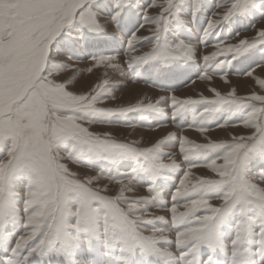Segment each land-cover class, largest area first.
I'll return each mask as SVG.
<instances>
[{
	"label": "snow or ice",
	"instance_id": "1",
	"mask_svg": "<svg viewBox=\"0 0 264 264\" xmlns=\"http://www.w3.org/2000/svg\"><path fill=\"white\" fill-rule=\"evenodd\" d=\"M209 7L201 43L215 51L202 57L200 78L227 85L236 67L264 92L252 66L264 57V28L251 40L239 39V29L221 35L264 21V0H0V264H264V95L209 88L214 99L171 94L114 109L98 106L115 99L107 80L77 94L58 79L89 62L155 76L160 91L174 93L199 67L185 33ZM189 108L185 131L203 143L170 134L140 147L92 130L136 128L133 114L177 121ZM231 128L249 134L215 142L207 135ZM173 141L183 166L164 162ZM70 164L96 174L81 176ZM141 181L151 198L130 199ZM159 181L174 187L170 200Z\"/></svg>",
	"mask_w": 264,
	"mask_h": 264
},
{
	"label": "rangeland",
	"instance_id": "2",
	"mask_svg": "<svg viewBox=\"0 0 264 264\" xmlns=\"http://www.w3.org/2000/svg\"><path fill=\"white\" fill-rule=\"evenodd\" d=\"M145 4L148 3V0H143ZM157 2H163V0H157ZM212 0H209V5H211ZM211 7L207 10V12L202 15L199 19L198 24H194L191 26V31L188 33H185L186 42L190 43L191 46L197 49V55H196V61L199 63V67H196V65H193L188 74L183 77L179 81L180 86L175 89L174 93L169 92H162L159 90L160 87V81L155 76H132L128 74H122L127 73V68L122 69H109L105 70V68H94L93 65L89 62H83L79 65H70L71 68L75 69L74 72H64L62 75L58 78L61 81H71L69 84V90L73 91L77 94H87L91 91L93 87H95L97 84L103 83L105 80L109 82L111 85H115L117 87L114 88L113 94L115 96V99H110L106 105H98L99 107H108V108H121V107H129L134 104L140 103L141 101L147 105L148 103H155L156 100H158L161 96H168L171 94H175L180 99H186L191 98L192 99H198L201 95L207 99H214L212 94L208 91L209 88H214L217 92H219L222 96L227 95V93L235 89L237 96L243 97L248 96L253 93L264 95V92H262L259 87L257 86L256 82L251 80L250 84H248L246 87H240V82L244 79V73L242 69L233 67L232 69H228V79L230 81L229 84H224L223 81H221L217 76L210 77V82L204 81L200 78L202 75L201 69L203 68V61L202 57L207 54H211V52L215 51L210 45L207 47H204L201 43V35H202V29L206 27V22L210 21L212 19L211 15ZM149 15H158V11L153 9L151 12H149ZM264 28V21H261L257 19L254 24V28L252 30L248 29V22L245 21L243 24L236 25L231 30H224L221 35L228 36L231 34V32H234L236 29L240 30V36L239 39H247L251 40L252 36L255 34L256 30H260ZM140 36H148L149 33L147 31H142L139 33ZM231 43H237L238 41L233 39L230 41ZM148 51V46L145 45L141 52ZM137 55H140L141 53H136ZM260 63H264V57H261L260 55L255 56V60L253 63V67H256V72L260 71L264 68H260L257 65ZM91 69V71H89ZM255 74V73H254ZM257 76V75H256ZM258 78L264 79V75H260ZM197 83L202 84V87L197 88ZM132 87H136V90L127 94L126 91ZM194 87V93H191L188 96H183L181 92L185 90L186 88ZM137 92V93H136ZM161 95V96H160ZM195 97V98H194ZM163 111L165 113L171 112L170 103H164L163 104ZM201 110L203 109V106H198ZM194 109L189 108L187 109V118L179 119L177 121H172L170 119V116H162L159 114H148V119H143L138 114H133L131 118V122L137 124L136 128H128L123 126H114V127H108V128H101L99 125L94 126L92 128L93 131H107L111 132L113 136L122 142H127L131 139L140 141V147H151L153 144L160 140H164L167 136H169L171 133L169 131H172L175 135H179L181 132H183L186 128H190L191 122H192V112ZM167 125L166 127H162L161 125ZM152 128H158V130H165L169 129L167 133L164 136H160L157 138V140L152 139ZM228 131H225V129H220L218 131H224L225 134L216 139L212 137V134L215 132H209L207 133L208 137L215 141L220 140H227L230 135H236L233 134L234 132H238V135H246L249 134L247 130L245 129H237V128H231L226 129ZM239 130V131H238ZM137 132H143L141 135H137ZM197 133V132H195ZM198 134V133H197ZM199 135V134H198ZM200 136V135H199ZM201 137V140H197L195 142L197 143H203L204 140ZM178 146H176V142H170L169 146L165 148V152L169 154V158L165 159V163H170L171 159L174 158L176 163L181 164L183 166V161L178 155ZM70 167L74 171H84L86 174L95 175L96 173L94 171H91L89 169L85 168H77L75 165H71ZM178 175V174H177ZM195 175H199L201 177H209L211 176L210 173H208L205 169H196ZM254 176H256V173H253ZM257 182L259 184V177L256 176ZM103 183V182H102ZM264 186V185H260ZM117 186L113 185L112 189L113 192L115 191ZM157 188L164 193V197L166 200H170L169 192L171 190H174V187L172 185L166 184L164 181H159L157 183ZM134 195H130V199H138V198H151L150 194L146 191V184L141 182H134ZM111 194V193H110ZM154 215H166L163 211H155L153 210ZM2 258V257H0Z\"/></svg>",
	"mask_w": 264,
	"mask_h": 264
},
{
	"label": "bare ground",
	"instance_id": "3",
	"mask_svg": "<svg viewBox=\"0 0 264 264\" xmlns=\"http://www.w3.org/2000/svg\"><path fill=\"white\" fill-rule=\"evenodd\" d=\"M264 75V69H262V70H260V71H257V72H255V74L254 75H257V77H259L260 75ZM250 81H251V79H249V78H247V79H244L243 81H238V82H240V87H246L248 84H250ZM196 87L197 88H199V87H202V84H199V83H197V85H196ZM194 87H189V88H186L185 90H183L182 92H181V94L183 95V96H188V95H190L191 93H194V89H193ZM136 90V87L134 88V87H132V88H130V89H128L127 91H126V93L127 94H129V93H131V92H133V91H135ZM137 93V92H136ZM161 96V95H160ZM192 98V97H191ZM195 98V97H194ZM185 99V98H184ZM167 131H169V129L167 130V129H165V130H157V131H154V132H152V133H150V134H152V139L153 140H157V138H159L160 136H164L166 133H167ZM225 131H228V130H226L225 129ZM239 131V130H238ZM171 134H174L172 131H169ZM229 132V131H228ZM138 134V136L139 135H141V134H143V132H137ZM230 133V132H229ZM225 134V132L224 131H217V132H215L214 134H212V137L214 138L213 140H216V139H218V138H220V137H222L223 135ZM231 134V133H230ZM233 134H236V135H238L239 133L238 132H234ZM178 136H185V137H187L189 140H192V141H197V140H201V137L197 134V133H195V132H193V131H183V132H181ZM203 140V139H202ZM78 172V171H77ZM79 174L81 175V176H86V175H91V174H86V173H84V171H79ZM194 174H195V172H194Z\"/></svg>",
	"mask_w": 264,
	"mask_h": 264
}]
</instances>
